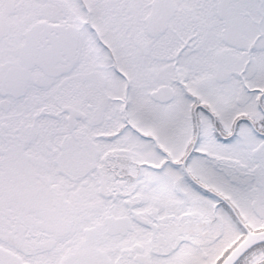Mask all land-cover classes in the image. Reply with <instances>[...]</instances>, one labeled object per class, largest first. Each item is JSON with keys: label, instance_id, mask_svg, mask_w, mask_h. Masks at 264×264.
<instances>
[{"label": "snow or ice", "instance_id": "obj_1", "mask_svg": "<svg viewBox=\"0 0 264 264\" xmlns=\"http://www.w3.org/2000/svg\"><path fill=\"white\" fill-rule=\"evenodd\" d=\"M0 264H264V0H0Z\"/></svg>", "mask_w": 264, "mask_h": 264}]
</instances>
